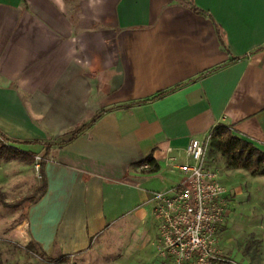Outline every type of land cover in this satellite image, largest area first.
<instances>
[{"label": "crops", "instance_id": "1", "mask_svg": "<svg viewBox=\"0 0 264 264\" xmlns=\"http://www.w3.org/2000/svg\"><path fill=\"white\" fill-rule=\"evenodd\" d=\"M217 126L264 153V0H0V133L42 157L45 185L20 222L0 217V253L170 264L152 198ZM33 164L0 160V186Z\"/></svg>", "mask_w": 264, "mask_h": 264}, {"label": "rangeland", "instance_id": "2", "mask_svg": "<svg viewBox=\"0 0 264 264\" xmlns=\"http://www.w3.org/2000/svg\"><path fill=\"white\" fill-rule=\"evenodd\" d=\"M207 160L217 174L218 183L229 192L227 193L226 228L220 231L216 241V257L221 261H215L214 264H264V177H254L244 170H228L218 155L210 156L208 153ZM37 163L39 160L35 159L34 167L29 172L18 168L12 171L16 174L21 172L19 176H16L19 182L12 184L13 180H11V183L0 186L4 203H17L21 198L30 196L34 190L41 187L39 177L36 179ZM4 169L6 170L2 168L1 172L0 168V175H3ZM10 177L6 175L5 179L8 181ZM236 187L241 188V191H236ZM26 203L18 208H6L0 200V217L7 216L20 222L24 217L22 209ZM153 216L157 221L154 213ZM158 242L157 238L155 244L157 256L165 261L167 258L158 253ZM1 243L0 264H57V260L61 261L60 264H96L97 262L117 264L114 261L119 258L118 252L104 255H99L98 252V256L93 255L86 259L58 255L50 259L44 257L36 247L30 246L29 243L25 246L8 241Z\"/></svg>", "mask_w": 264, "mask_h": 264}, {"label": "built area", "instance_id": "3", "mask_svg": "<svg viewBox=\"0 0 264 264\" xmlns=\"http://www.w3.org/2000/svg\"><path fill=\"white\" fill-rule=\"evenodd\" d=\"M211 136L212 132L188 142L184 162L177 165L179 181L152 198L159 231L158 253L170 264L221 261L216 257V241L228 214V196L208 164Z\"/></svg>", "mask_w": 264, "mask_h": 264}, {"label": "trees", "instance_id": "4", "mask_svg": "<svg viewBox=\"0 0 264 264\" xmlns=\"http://www.w3.org/2000/svg\"><path fill=\"white\" fill-rule=\"evenodd\" d=\"M165 93L159 94L152 98L155 100L160 98ZM148 101H142L139 103H146ZM137 103V104H139ZM107 110L99 111L89 122L74 129L66 142L74 140L78 135L85 131L88 127L96 122V120L106 113ZM14 142L10 141L7 137L0 133V160L4 161H22L28 164L35 162L36 155L24 152L14 146ZM209 155L220 156L224 162V166L228 170H244L251 173L254 177H264V153L253 146L251 143L236 137L232 131L225 126H217L212 131L211 143L209 148ZM43 159L41 158L38 163V170L41 169ZM147 164V173H155L158 170V166L151 157H147L139 165ZM45 192V185L34 190L30 196L21 198L17 203L7 204L2 201V195L0 193V200L6 208H18L25 202H32L38 196ZM32 246V245H30ZM43 255V254H42ZM44 256V255H43Z\"/></svg>", "mask_w": 264, "mask_h": 264}]
</instances>
